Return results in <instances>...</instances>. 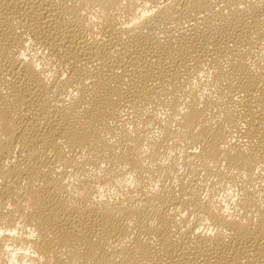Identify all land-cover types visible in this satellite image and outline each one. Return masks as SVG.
Wrapping results in <instances>:
<instances>
[{
  "label": "bare ground",
  "instance_id": "obj_1",
  "mask_svg": "<svg viewBox=\"0 0 264 264\" xmlns=\"http://www.w3.org/2000/svg\"><path fill=\"white\" fill-rule=\"evenodd\" d=\"M0 264H264V0H0Z\"/></svg>",
  "mask_w": 264,
  "mask_h": 264
}]
</instances>
